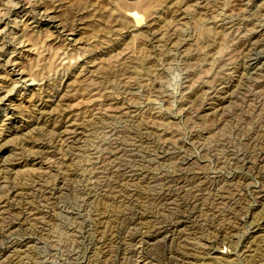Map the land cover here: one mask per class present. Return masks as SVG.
Segmentation results:
<instances>
[{
	"label": "rangeland",
	"instance_id": "rangeland-1",
	"mask_svg": "<svg viewBox=\"0 0 264 264\" xmlns=\"http://www.w3.org/2000/svg\"><path fill=\"white\" fill-rule=\"evenodd\" d=\"M0 211V264H264V0H0Z\"/></svg>",
	"mask_w": 264,
	"mask_h": 264
},
{
	"label": "bare ground",
	"instance_id": "bare-ground-1",
	"mask_svg": "<svg viewBox=\"0 0 264 264\" xmlns=\"http://www.w3.org/2000/svg\"><path fill=\"white\" fill-rule=\"evenodd\" d=\"M139 6V5H138ZM145 6V5H144ZM144 6H142V7H144ZM139 8V7H138ZM142 9V8H141ZM144 9V8H143ZM251 52V51H250ZM248 70V69H247ZM232 91V90H231ZM105 96V95H104ZM223 100V99H222ZM214 114V113H213ZM90 137V136H89ZM116 137V136H115ZM119 138V137H118ZM137 138V137H136ZM124 141V140H123ZM251 142V141H250ZM129 143V142H128ZM113 149V148H112ZM255 149V148H254ZM255 151V150H254ZM165 155V154H164ZM110 157V156H109ZM184 160V159H183ZM9 164V163H8ZM179 167V166H178ZM189 168V167H188ZM92 170V169H91ZM130 170V169H129ZM131 172V171H130ZM90 174H92V173H90ZM122 174V173H121ZM127 174V173H126ZM120 175V174H119ZM91 176V175H90ZM135 177V176H134ZM112 178V177H111ZM127 178V177H126ZM205 178V177H204ZM109 179V178H108ZM85 180V179H84ZM111 180V179H110ZM115 180V179H114ZM203 180V179H202ZM176 181V180H175ZM212 181H214V180H212ZM129 182V181H128ZM105 183V182H104ZM164 184V183H163ZM96 186V185H95ZM119 186V185H118ZM150 186V185H149ZM122 187V186H121ZM183 187V186H182ZM186 187V186H185ZM64 188V187H63ZM119 188V187H118ZM114 189V188H113ZM129 189V188H128ZM194 189V188H193ZM225 190V189H224ZM40 191H42V190H40ZM155 191V190H154ZM210 191V190H209ZM156 192V191H155ZM45 193V192H44ZM116 193V192H115ZM211 194V193H210ZM18 195V194H17ZM108 195V194H107ZM131 195V194H130ZM194 195V194H193ZM115 196V195H114ZM15 197V196H14ZM87 197V196H86ZM133 199V198H132ZM39 200V199H38ZM179 200V199H178ZM183 200V199H182ZM231 200V199H230ZM235 201V200H234ZM202 203V202H201ZM240 205V204H239ZM219 206V205H218ZM10 209V208H9ZM13 209V208H12ZM150 209V208H149ZM12 211V210H11ZM1 212V211H0ZM3 213V212H2ZM9 216V215H8ZM197 216V215H196ZM135 217V216H134ZM18 220V219H17ZM15 221V220H14ZM44 222V221H43ZM178 222V221H177ZM5 225V224H4ZM21 226V225H20ZM202 226V225H201ZM22 227V226H21ZM8 228V227H7ZM104 228V227H103ZM151 228V227H150ZM12 229V228H11ZM16 229V228H15ZM28 230V229H27ZM47 231V230H46ZM140 231V230H139ZM227 232V231H226ZM225 232V233H226ZM4 233V232H3ZM183 233V232H182ZM7 235V234H6ZM131 235V234H130ZM6 237H8V236H6ZM5 238V237H4ZM161 239V238H160ZM163 239V238H162ZM37 240V239H36ZM114 240V239H113ZM137 241V240H136ZM36 242V241H35ZM118 242V241H117ZM106 243V242H105ZM16 244V243H15ZM27 245V244H26ZM18 246V245H17ZM2 252H3V250H2ZM13 252V251H12ZM264 252V251H263ZM139 253V252H138ZM1 254V253H0ZM8 255V254H7ZM2 257V256H1ZM5 257H6V255H5ZM4 257V258H5ZM3 258V259H4ZM8 258V257H7ZM6 258V259H7ZM3 259H1L3 262H5ZM168 259V258H167ZM171 259V258H170ZM186 260V259H185ZM261 263V262H260Z\"/></svg>",
	"mask_w": 264,
	"mask_h": 264
}]
</instances>
